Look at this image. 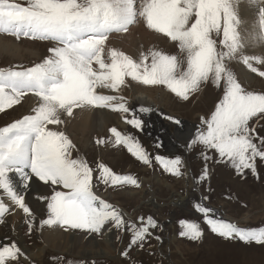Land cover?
<instances>
[{"label":"snow or ice","instance_id":"6c2138e0","mask_svg":"<svg viewBox=\"0 0 264 264\" xmlns=\"http://www.w3.org/2000/svg\"><path fill=\"white\" fill-rule=\"evenodd\" d=\"M252 11V22L242 18V10ZM143 20L145 27L178 48L175 54L155 47L133 58L109 47L113 33L126 34ZM0 33L53 43L43 61L30 67L0 68V113L20 105L29 94L37 102L28 114L0 126V223L9 212L4 198L18 206L28 217L29 232L35 218L25 201L23 190L35 178L45 184L62 186L47 199L48 217L41 227L59 225L65 230H83L101 234L109 230L130 233L128 257L133 246L144 248L158 228L157 221L139 217V226L126 221L120 209L93 191V168L81 158H73L75 145L64 131L53 126L65 123L74 109H111L130 112L126 99L118 95L126 78L146 86H166L187 100L202 85L211 82L223 95L208 118H202L187 144L214 150L227 159L237 173L251 170L256 174V160L264 161V135L250 126L254 118L264 119V92L249 91L231 69L232 62L243 63L260 77L264 70V0H0ZM261 49L256 54L255 49ZM117 94H104L101 90ZM142 112L151 109L141 108ZM174 120L172 117H166ZM126 122L141 128L137 117ZM180 124L179 120H174ZM116 145L127 147L137 159L150 164L151 158L130 134L111 128ZM103 142V141H98ZM200 180L208 176L207 161ZM164 171L182 176L183 160L157 155ZM98 179L106 186L134 185L131 175H118L104 164L98 165ZM18 188L20 190H18ZM204 214L210 230L225 238L264 245V226L239 227L224 219H213V209L196 205ZM180 235L200 239L202 230L196 222L180 221ZM156 241H161L155 235ZM23 255L15 241L0 246V264H19ZM73 264V261H67ZM77 264H84L83 261ZM95 264V261L91 262Z\"/></svg>","mask_w":264,"mask_h":264},{"label":"rangeland","instance_id":"374dc122","mask_svg":"<svg viewBox=\"0 0 264 264\" xmlns=\"http://www.w3.org/2000/svg\"><path fill=\"white\" fill-rule=\"evenodd\" d=\"M17 2L24 3L25 0H17ZM136 24L146 30L144 31V35L148 34L145 35L146 40L140 38V36H144L142 35L143 29H136L135 27L138 26ZM136 24L132 25L129 30L131 32L135 29L133 38L131 37L133 34L126 37L124 35L128 36V33L121 34V36H117L120 35L119 33H114L110 36L112 39H109V47L122 50L133 58H138L141 51L153 47L171 54L178 52L174 42L148 30L143 20ZM140 31L141 35L139 34ZM2 36L6 39V42L12 39L19 42L23 48L28 49L30 46L31 49H28L29 51L24 50L23 54L14 55L15 57L9 54H0V68L4 69L33 66L49 56L48 50L54 46L52 42L33 40L23 36L19 39L11 34L2 33ZM122 37L125 41L122 40ZM114 38H117V41ZM159 39L162 40V43L158 42ZM28 40L36 43L33 46L28 43ZM230 66L243 87L249 91L264 92V77L252 72L243 63L234 61ZM256 66L260 70H264V66ZM242 67L253 76L252 79L242 78ZM126 81V85L122 86L118 95L126 99L130 108L129 113L121 114L111 109H102L106 111L109 122L105 125L108 119L101 121L102 123H98L97 128L94 130V134L90 133L85 138L82 131L69 130L67 127L60 131H64L75 145L72 152L73 158L84 159L93 168L92 183L96 195L120 209L126 221L135 223L138 226L140 224L139 217L146 219L148 216H152L157 221L158 228L155 230L150 229L153 233L152 238L145 243L143 249L139 246H133L126 258L121 255V252L129 244L130 233L127 231L120 232V239L118 240V231L114 228L109 230L110 226H106L101 234L89 233L83 230H65L59 225L41 227L40 221L48 217V201L45 198L50 197L54 191H66V189L50 183L45 184L38 180L44 186V190L39 191L37 197L30 196V201L26 199V203L35 218L32 231L29 232L28 217L23 210L22 213L20 212L21 219H23L19 231L11 229L17 227L20 218H15L10 223L6 220L5 214L2 218L3 222L0 223V246L15 241L23 253L19 257V264H67L69 260L73 261V264L80 261H83L84 264H91L93 261H95V264H264V245L255 242L246 244L239 240L225 239L213 233L205 222L204 214L196 207L197 204H201L204 207L213 209L214 212L216 211V213H210L213 219H224L239 227L259 228L264 226V161L257 158L256 174L248 169L242 173H237L230 162L226 158L222 160L214 150L204 149L202 145H197L191 150L186 147L197 129L202 127V118H208L214 111L216 104L223 95V85L217 88L209 82L202 85L201 89L191 94L187 100H184L172 93L166 86H146L131 80L130 77H127ZM147 89L153 92L158 103L152 101L144 93ZM101 91L104 94H117L111 90L105 91L102 89ZM131 91L134 93V99H141L142 97L147 101L149 100L150 105L147 106L143 101H140L143 107L151 109L156 104L158 110L162 109L178 118L176 120H179L180 124L170 120L173 122H170L168 128L172 127L173 133L161 127L158 129L161 134L174 137L175 140L179 141L182 140V137L184 138L183 130H185L182 128L181 120L190 123L192 126L194 125L193 132H186L189 135L188 139L184 138L174 150H169L165 142L158 135L154 136V131L147 127L146 121L148 119L146 116L139 114L138 108L133 105ZM164 93L166 98H163ZM162 100L165 102H162ZM36 102L37 99L32 102V107L35 106ZM160 102L162 108H160ZM24 104L21 103L7 110L6 113H0V126L28 114L31 105ZM158 113L155 112L154 115H158ZM125 115L127 119H132L134 116L139 118L143 121L142 127L138 129L128 124ZM164 117L171 116L164 115ZM154 120L156 119L154 118ZM59 126H53L54 130H58L56 128ZM250 126L255 127L260 135H264V119L254 118L250 121ZM113 127L121 133L135 137L148 153L152 162L145 164L128 152L127 147L116 145L114 143L115 137L110 131ZM202 153L211 157L207 161L209 174L204 180L199 179L205 167ZM157 155L169 159L180 156L183 160L181 171L184 175L176 176L164 171L161 164L155 160ZM101 163L111 168L118 175L133 176L140 186L136 187L128 184L119 186L104 185L98 179V165ZM4 203L9 206V212L12 215L19 212L17 210L19 207L12 202L8 204L6 197ZM180 221L196 222L202 230L201 238L192 240L182 237L180 233L183 228ZM56 228L64 234L74 235V233H77V235H80L79 237L82 238L80 243L83 247L86 246L84 250L90 253L79 254V248L76 250L68 248L69 253L68 250L61 248L64 245L59 243L61 239L51 242L49 238H46V233ZM155 235H159L161 241H156L154 239ZM4 237H8V239ZM89 240L92 242L91 245ZM100 249H103L106 253H97Z\"/></svg>","mask_w":264,"mask_h":264},{"label":"bare ground","instance_id":"6f19581e","mask_svg":"<svg viewBox=\"0 0 264 264\" xmlns=\"http://www.w3.org/2000/svg\"><path fill=\"white\" fill-rule=\"evenodd\" d=\"M242 18L243 19H245V20H247L249 23H251L252 22V11L250 10V9H243L242 10ZM136 25H138V24H136ZM136 29H143L142 27H140L139 25L138 26H136L135 27ZM132 29V28H131ZM139 31V30H138ZM144 31H146V30H142V35H144ZM135 32V29H134V31H132L131 30V32H128V36L127 35H124V36H126V37H129V36H131L133 33ZM130 33V34H129ZM141 33V31L139 32V34ZM123 35V34H122ZM134 35L135 34H133L131 37L133 38L134 37ZM136 35H137V31H136ZM141 35V34H140ZM146 36L148 35V34H145ZM140 36V38H142L143 40H146V36ZM150 35V34H149ZM117 36H121V34L120 35H117ZM138 36V35H137ZM152 36V35H151ZM114 37H115V35H114ZM125 37V38H126ZM145 37V38H144ZM150 37V36H149ZM148 37V38H149ZM156 37H159V36H156ZM156 37H154V39L156 38ZM110 39H112V38H110ZM115 39V38H114ZM117 39V38H116ZM115 39V40H116ZM120 39V38H119ZM153 39V40H154ZM121 40V39H120ZM122 40H123V37H122ZM132 40V39H131ZM134 40V39H133ZM132 40V41H133ZM137 40H139V39H137ZM143 40H140V41H143ZM156 40H157V38H156ZM117 41V40H116ZM123 41H125V39L123 40ZM162 41V40H161ZM160 41V39L158 40V42H160V43H162ZM119 42H121V41H119ZM118 42V43H119ZM151 42V41H150ZM155 42V41H154ZM28 43H30V44H32L33 46H34V44L36 43V42H34V41H30V40H28ZM123 43V42H122ZM135 43V42H134ZM27 44V43H26ZM151 44V43H150ZM37 45V44H36ZM121 45V44H120ZM119 45V46H120ZM124 45H125V43H124ZM136 46H137V43H136ZM26 47H27V45H26ZM29 50H31L30 49V46H29V48H28ZM28 49H25V48H23L22 46H21V44L19 43V42H15L14 40H7V42H6V39H4V36H2V33H0V54H9V55H18V54H20V53H22L24 50H27V51H29ZM33 49H34V47H33ZM39 51V50H38ZM251 51H255V53L256 54H259L260 53V51H261V49H259V48H257V49H255V50H250V53H251ZM33 53V52H32ZM34 53H35V51H34ZM23 54V53H22ZM38 55H40V54H38ZM14 56V57H15ZM3 57H5V56H3ZM18 57V56H17ZM241 76H242V78L243 79H247V78H250V79H252V77L253 76H251L250 74H249V72H247V71H245L244 70V68L242 67V72H241ZM103 90H107V89H103ZM137 90V89H136ZM109 91V90H108ZM132 92V91H131ZM130 92V93H131ZM141 93H143V92H141ZM144 93H146V95L149 97V98H151V100L152 101H155V102H157L158 100L154 97V94H153V92L152 91H149V89H147V90H145V92ZM145 95V96H146ZM131 101H132V103H133V105L136 107V108H138V110H139V114H141V115H144V116H146L147 117V119H148V121H146V124H147V127L148 128H150V130H152V131H154V136L155 135H158L159 137H160V139L161 140H163L164 142H165V144H166V146H168V148H169V150H174L180 143H181V141L184 139V138H186V139H188V134L186 133V132H188V131H190V132H193V130L195 129L192 125H190V123H187L186 121H183V120H181V125H182V128H184L185 130H183L184 131V138L182 137V140H179V141H177V140H175L174 139V137H169V136H167V135H165V134H161L160 132H158V129H160L161 127L162 128H164L165 130L166 129H168V132H172L173 131V129H172V127H170V128H168L169 126H170V120H168L166 117H164V115H167V116H171L172 118H175L174 120H176V119H178V118H176L174 115H172V114H169V113H167L166 111H164V110H158V106H156V104H155V106H152L151 107V111H149V112H142V111H140V109H141V107H143L142 106V101L146 104V106L147 105H150V103H148L149 102V100L147 101L146 99H143L142 97H141V99H139V98H137V99H134V93L132 92L131 93ZM165 97V93L163 94V98ZM166 98V97H165ZM37 98L34 96V95H28L27 96V98L22 102V103H28V104H30L31 105V108H32V106H33V101H35ZM148 99V98H147ZM141 101V102H140ZM162 102H165L164 100H162ZM158 103V102H157ZM24 104V105H25ZM161 104V102L159 103V105ZM29 105V106H30ZM16 107V106H15ZM143 108H147V107H143ZM160 108H162L161 107V105H160ZM106 111H103L102 109H97V108H84V109H75L74 110V115L73 116H71V117H67V116H63L62 117V119H64L65 120V123L64 124H62L61 126H59V127H57L56 129H58L59 131L60 130H63L64 129V127H67V129H71V130H73V131H82V133H83V136H84V138H85V136H87L88 134H90V133H92V134H94V130L97 128V126H98V123H102L101 121H103V120H107L108 118H107V115H106V113H105ZM155 112H159L158 113V115H154V113ZM136 113V112H135ZM138 114V113H137ZM103 118V119H102ZM111 118V117H110ZM154 118L156 119V120H154ZM109 122V119H108V121H106V124H105V122H103L105 125H107V123ZM173 122V121H172ZM171 122V123H172ZM196 123V122H195ZM194 124V123H193ZM101 125V124H100ZM101 127V126H100ZM99 127V128H100ZM102 128V127H101ZM197 128V127H196ZM66 129V130H67ZM181 129V128H180ZM189 132V133H190ZM76 133V132H75ZM97 133V132H96ZM173 133V132H172ZM153 134V133H152ZM191 135V134H190ZM180 137V136H179ZM184 142V141H183ZM160 181V180H159ZM41 183V182H40ZM39 182H38V179H33L32 181H31V183H30V187L27 189V190H23L22 192H23V195H25V201L27 202V200L26 199H28L29 201H30V196H35V197H37L36 195H38L39 194V191H41V190H44V186L43 185H41ZM20 190V189H19ZM21 192V193H22ZM43 192V191H42ZM7 201H8V204H9V202H11V201H9V199H7ZM14 209V208H13ZM19 212L16 214V215H12L11 214V212H8V213H6V220H8L10 223L12 222V221H14V219L15 218H20V223H18L16 226L17 227H15V228H12L11 230H13V229H15V230H18V229H21V225H22V223H21V221H22V219H21V217H22V215H21V211H22V209H17ZM10 211V210H9ZM21 212V213H20ZM213 213H216V211L215 212H213ZM9 225V224H8ZM19 231V230H18ZM111 234V233H110ZM3 235V234H2ZM17 235V234H16ZM46 235H47V237L46 238H49L50 239V241L51 242H55V241H57V240H60V244L61 245H63V246H61V248L63 249V250H68V248H71V249H73V250H76V249H80V251L78 252L79 254H86V253H90V252H86L84 249H85V247H83L82 246V244L80 243V241L82 240V238H80L79 236L80 235H77V233L75 234L74 233V235L72 234V235H69V234H64L63 232H60L59 230H58V228H56V229H54V230H52L51 229V231L49 232V233H46ZM63 235V237H61ZM4 238H7L8 239V237H4ZM86 238V237H85ZM48 240V239H47ZM90 241V240H89ZM50 242V243H51ZM58 243V242H57ZM58 243V244H59ZM89 244L91 245L92 244V242L90 241L89 242ZM96 244V243H95ZM94 245V244H93ZM69 251V250H68ZM69 253H70V251H69ZM75 253V252H74ZM97 253H99V254H105L106 252L103 250V249H100V250H98L97 251ZM88 255V254H87ZM107 255V254H106ZM105 255V256H106ZM109 255V254H108ZM84 256V255H83ZM104 256V255H103ZM84 258V257H83Z\"/></svg>","mask_w":264,"mask_h":264}]
</instances>
